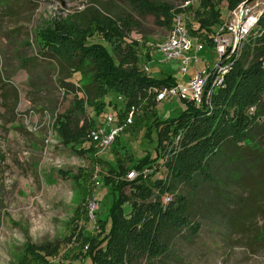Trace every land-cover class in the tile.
<instances>
[{
	"label": "trees",
	"instance_id": "1",
	"mask_svg": "<svg viewBox=\"0 0 264 264\" xmlns=\"http://www.w3.org/2000/svg\"><path fill=\"white\" fill-rule=\"evenodd\" d=\"M126 1L139 14L154 15L157 24L169 30L175 16L190 12L192 20L187 17L186 23L194 35L195 22L201 30L217 33L220 6L227 2L232 11L244 0H185L184 8L150 0ZM94 17L85 27L63 20L39 33L43 56H51L70 70L71 78L86 94V100H76L74 114L86 117L87 124H75L67 114L55 125L62 144L93 164L91 170L81 168L72 176L81 200L72 218V236L80 243L81 252L87 247L85 254L75 259L83 258L82 264H142L141 259H146V264H152L165 257L169 243L183 228L189 227L192 234L200 230L198 224L191 226L187 197L176 194L183 185L206 190L215 212L222 214L230 228L243 230L263 219L264 13L259 19L263 33L247 42L243 59L227 76L225 87L213 92L211 105L198 107L183 101L181 113L165 121L157 112L160 102L149 91L175 86L177 80L169 71L155 67L150 68L151 75L141 70L142 63L149 65L153 57L126 43L133 26L129 17L112 19L98 13ZM251 108H255L252 114ZM133 109V124L123 133H144V140L150 143L156 133L157 147L153 154L134 159L118 137L113 150L117 163L113 165L100 158L101 149L89 134L104 125L109 114L119 125L124 124ZM96 166H100V173L95 172ZM162 166L167 177L154 180ZM133 170L138 176L128 180ZM102 184L110 188L114 202L105 220L97 210L93 212L100 238H85L83 223L91 222L89 201L95 199L96 188ZM231 188H238L245 196ZM168 194L175 200L165 205L163 198ZM60 254L57 246L28 244L17 264H64L56 262Z\"/></svg>",
	"mask_w": 264,
	"mask_h": 264
},
{
	"label": "rangeland",
	"instance_id": "2",
	"mask_svg": "<svg viewBox=\"0 0 264 264\" xmlns=\"http://www.w3.org/2000/svg\"><path fill=\"white\" fill-rule=\"evenodd\" d=\"M150 1L167 3L174 8L186 6L185 0ZM247 1V18L257 23L244 41L236 65L243 59L247 42L263 33L259 19L264 13V0H244L232 11L224 2L220 6L221 25L214 28L216 32L221 29V32H228L235 14ZM194 6H198L196 1ZM96 13L112 19H131L133 26L126 43L138 48L139 53H149L153 57L149 65L145 62L141 65L147 75L151 74L146 67H155L169 71L180 85H185L198 69L212 68L219 61L214 49L216 33L201 30L200 24L195 22L192 36L201 45L194 42L198 63L192 60L184 75L180 70L181 61L165 62L157 52L158 45L169 37L171 30L158 25L154 15L139 14L126 0H0V264H17L28 244L57 246L61 254L56 262H84L83 258L75 259L84 255L87 247L81 252L80 243L72 236V218L81 203L72 176L81 168L91 170L93 164L62 144L55 125L60 116L67 114L72 115L75 124H87L86 117L74 114V107L78 105L76 100H86V94L71 78L70 70L51 56H43L39 33L63 20H73L85 27ZM191 16L190 12L184 13L185 19L192 20ZM194 55L193 52L191 56ZM247 61L249 65L251 57ZM183 109L180 98L171 97L157 105L159 118L163 121L178 116ZM254 109L251 108L249 113H254ZM144 135L122 132L119 136L122 146L127 145L134 159L155 152L158 136L154 133L150 143L144 140ZM116 147L114 144L107 150H100V158L116 165L117 157L113 151ZM95 172H101L100 166H96ZM166 177L167 169L162 166L154 180ZM99 180L96 178L97 185ZM238 188L229 190L245 196ZM96 189L95 199L89 201V206L96 201V210L105 220L114 195L106 185ZM205 191L192 185L178 187L176 194L184 195L189 201L191 226L198 224L200 230L192 234L189 227L183 228L169 243V253L152 264H264V218L255 220L252 226L243 230L230 228L222 214L215 212ZM126 193L130 194L129 188ZM174 200L175 197L168 194L163 203L167 205ZM126 209L130 206L126 205ZM109 229L110 224L107 231ZM99 233L97 217L88 224L83 223L85 238L99 239ZM146 262L141 259L142 264Z\"/></svg>",
	"mask_w": 264,
	"mask_h": 264
},
{
	"label": "built area",
	"instance_id": "3",
	"mask_svg": "<svg viewBox=\"0 0 264 264\" xmlns=\"http://www.w3.org/2000/svg\"><path fill=\"white\" fill-rule=\"evenodd\" d=\"M188 4V3H187ZM249 10L242 12V8L235 14V19L228 28V32H217L215 35V51L219 61L214 67H207L193 76L185 85L177 84L171 87L151 88L150 93L156 95L157 102H163L168 98H180L183 101L193 103L200 107L211 105L213 92L221 89L226 84V79L232 71L235 63L242 55L244 41L247 39L250 30L257 23L256 20L247 18ZM199 45L198 39L193 37L187 27L186 19L182 15L174 18L173 26L169 37L158 45L157 52L165 62L181 61V72L186 75L188 66L192 60L198 63L197 51L194 50V42ZM201 46V45H199ZM194 56H191L192 53ZM146 67V71H149ZM135 109L131 111L126 122L119 125L112 114L106 116L105 124L92 130L89 138L97 143L101 150L111 148L119 135L129 125L133 124ZM180 137L178 138L179 141ZM138 173L133 170L127 175L128 180H133ZM90 204V216L93 219V212L97 209V203Z\"/></svg>",
	"mask_w": 264,
	"mask_h": 264
},
{
	"label": "water",
	"instance_id": "4",
	"mask_svg": "<svg viewBox=\"0 0 264 264\" xmlns=\"http://www.w3.org/2000/svg\"><path fill=\"white\" fill-rule=\"evenodd\" d=\"M248 2H249V1H247V2L244 3V5H243V7H242V12L245 10L246 6L248 5Z\"/></svg>",
	"mask_w": 264,
	"mask_h": 264
}]
</instances>
